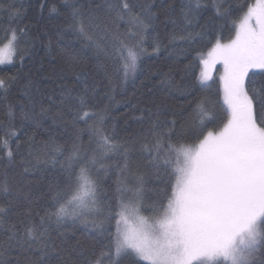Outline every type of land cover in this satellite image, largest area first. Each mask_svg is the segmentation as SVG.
Segmentation results:
<instances>
[{"label": "snow or ice", "instance_id": "snow-or-ice-1", "mask_svg": "<svg viewBox=\"0 0 264 264\" xmlns=\"http://www.w3.org/2000/svg\"><path fill=\"white\" fill-rule=\"evenodd\" d=\"M63 3L57 36L71 34L93 49L108 104L75 55L57 74L59 91H42L20 72L0 76V99L17 84L25 98L7 104L0 125V264H264V0L235 19L228 0H172L161 9L171 25L166 43L156 34L155 0ZM209 10L213 16L200 24ZM49 11L60 14L55 5ZM0 14L7 41L0 66L22 69L41 35L51 51V37L32 33L17 0H0ZM215 18L231 19L226 43L208 35ZM153 34V52L195 59L201 70L195 81L190 63L162 73L166 91L157 97L153 85L151 96L128 100L118 131L112 93L135 78ZM205 39L208 49L192 57ZM218 64V98L196 96L197 84L201 92L211 88ZM68 73L82 87L63 83ZM173 94L185 101L177 104ZM25 125L32 130L21 131ZM55 125L71 132L64 138ZM110 170L111 194L104 187Z\"/></svg>", "mask_w": 264, "mask_h": 264}, {"label": "trees", "instance_id": "trees-1", "mask_svg": "<svg viewBox=\"0 0 264 264\" xmlns=\"http://www.w3.org/2000/svg\"><path fill=\"white\" fill-rule=\"evenodd\" d=\"M6 4L7 0H3ZM172 0H155L154 7L160 12L158 18V24L156 27V34H158L159 40L167 42L166 38L168 32L171 29V25L165 26L164 13L161 11L167 4L171 3ZM228 3L232 6L233 13L232 18L235 19L236 16L241 15L240 9L246 10V5L252 4L253 0H228ZM45 4L43 11L40 10L39 5ZM55 5L60 10V14L50 13L49 9L51 6ZM17 6H22L23 8V22L28 24L32 28V33L34 35H40L42 32H47L51 37V51L48 48V40L41 35V43L32 49V55L26 56L24 60V66L21 69L20 64L14 63L11 65L0 66V76L8 77L21 73V78L30 77L34 83L42 90L56 89L59 91L58 83V73L62 68L65 67L67 58L69 55H75L82 61L83 71L88 74L87 82L89 85L92 84L93 79L98 83V94L102 99L104 104H108L107 98H104L103 93L108 90V82L103 78V70L97 67V58L94 55L93 49L86 47L77 37L71 34H65L63 39L57 36L58 29L64 25V18L68 12V9L63 3V0H17ZM6 14H0V21H3ZM213 13L211 10L205 12L200 18V24H205L209 17H212ZM231 19H220L215 18L213 23L208 26V35H217L221 38L222 42L227 41L229 38L234 36L233 25ZM2 26V25H0ZM155 38V34L150 35L144 43V47L147 49V54L143 56L140 68L138 69L134 79H129L128 82L118 83L116 86L114 95L115 100L109 105L112 109V114L119 119L117 120V130L120 131L124 124V116L122 113L128 110V100H134L136 98L146 99L151 96L152 93H148L147 89L156 85L153 88V92L156 93L157 97L162 94L165 89L159 87V81L161 79V74L166 73L169 69L174 71L184 67L185 64L190 63L191 67L187 69V75L190 80L195 81L198 78L200 72V66L197 64L195 59L188 60L186 57H176L174 53L170 54L164 48H161L159 53L153 52L152 41ZM3 33H0V45L6 43ZM209 47L208 40H201L199 43L193 46L191 50V56L195 57L197 51H206ZM107 67L110 64L107 61L101 60ZM55 69L56 71H53ZM178 78V77H177ZM217 74L212 77L209 81L211 84L210 89H206L203 92L199 91V85L197 84L196 96H209L213 100L218 98L217 96ZM63 83L70 87H82L81 84L77 83L76 76L72 73L65 75ZM21 85L17 84L11 93L8 95L7 101L0 99V125L6 123V109L7 104H18L24 103L25 98L23 92L21 91ZM175 102L177 104L183 103L185 98L177 94H173ZM118 102V103H117ZM17 115L19 109H16ZM218 116L223 114V108L220 104L216 105L215 109ZM51 124L50 120L44 121V127L48 128ZM130 128H135L133 121L129 120ZM17 127L19 128V123L17 121ZM55 131L60 133L62 137L66 138L71 132L65 133L60 125L53 126ZM31 131L27 125L21 131ZM52 130V129H50ZM123 134V133H121ZM4 139L3 133L0 132V140ZM85 143L87 142V135L83 137ZM103 172V170L101 171ZM115 176L110 170L108 178L104 181V187L111 190L115 187L112 183ZM124 264H129L125 261Z\"/></svg>", "mask_w": 264, "mask_h": 264}, {"label": "rangeland", "instance_id": "rangeland-1", "mask_svg": "<svg viewBox=\"0 0 264 264\" xmlns=\"http://www.w3.org/2000/svg\"><path fill=\"white\" fill-rule=\"evenodd\" d=\"M255 3V0H253V3L252 4H254ZM228 41V40H227ZM227 41H223L224 43H226ZM3 46V44L2 45H0V47H2ZM222 69H221V65H216V69L212 72V77L215 75V74H217V76H219V74H220V71H221ZM102 171V170H101Z\"/></svg>", "mask_w": 264, "mask_h": 264}]
</instances>
